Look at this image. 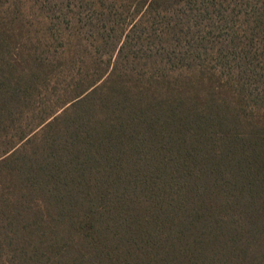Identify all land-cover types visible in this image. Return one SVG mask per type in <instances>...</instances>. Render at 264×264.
Wrapping results in <instances>:
<instances>
[{
  "label": "trees",
  "instance_id": "1",
  "mask_svg": "<svg viewBox=\"0 0 264 264\" xmlns=\"http://www.w3.org/2000/svg\"><path fill=\"white\" fill-rule=\"evenodd\" d=\"M0 264H264V0H0Z\"/></svg>",
  "mask_w": 264,
  "mask_h": 264
}]
</instances>
